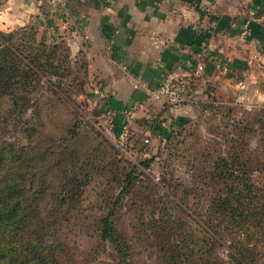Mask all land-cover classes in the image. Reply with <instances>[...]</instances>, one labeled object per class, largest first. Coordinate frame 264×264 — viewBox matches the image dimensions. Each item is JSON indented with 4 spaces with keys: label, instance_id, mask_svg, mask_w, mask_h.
<instances>
[{
    "label": "rangeland",
    "instance_id": "obj_1",
    "mask_svg": "<svg viewBox=\"0 0 264 264\" xmlns=\"http://www.w3.org/2000/svg\"><path fill=\"white\" fill-rule=\"evenodd\" d=\"M38 24L0 20L1 32L26 33L20 40L60 45L51 59L58 74L48 76L49 85L38 81L17 106L0 97V200L10 184L27 198L22 211L0 218V263L172 264L171 250L182 254L183 243L203 236L199 224L218 188L214 163H243L253 182L264 185V62L241 71V89L226 90L224 98L217 84L198 86L200 75L179 111L149 104L139 120L136 111L130 128L137 155L130 161L112 147L87 58L71 56L63 36ZM157 125L162 132L153 134ZM70 176L74 183L64 195ZM111 211L115 244L101 239L100 219ZM216 251L229 261L225 248Z\"/></svg>",
    "mask_w": 264,
    "mask_h": 264
},
{
    "label": "crops",
    "instance_id": "obj_2",
    "mask_svg": "<svg viewBox=\"0 0 264 264\" xmlns=\"http://www.w3.org/2000/svg\"><path fill=\"white\" fill-rule=\"evenodd\" d=\"M0 3L1 21L14 26L33 21L43 24L57 39L63 36L71 56L87 58V70L100 88L104 111L143 103L146 95L142 88L158 86L168 73L189 74L191 54L202 47L208 48L210 59L198 86L217 84V94L223 98L226 90L241 89V71L264 62V0ZM68 17L76 19L66 25ZM135 80L141 89H133ZM152 105L165 106L162 102ZM142 114L140 109L134 118L139 120Z\"/></svg>",
    "mask_w": 264,
    "mask_h": 264
},
{
    "label": "trees",
    "instance_id": "obj_3",
    "mask_svg": "<svg viewBox=\"0 0 264 264\" xmlns=\"http://www.w3.org/2000/svg\"><path fill=\"white\" fill-rule=\"evenodd\" d=\"M21 34L26 33L0 31V97L8 96L13 106L35 91L38 81L49 85L48 76H57L59 70L54 69L51 59L57 55L56 50L60 45L51 47L46 42L33 45L31 36L20 40ZM162 128L157 125L150 130L155 134L157 130L162 132ZM145 166L141 165L142 168ZM251 170L243 163L239 166L226 159L214 163L211 179L218 188L206 212L205 221L199 224L201 231L198 233L203 236L192 239L189 245L183 243L182 254L175 256L174 249L171 250L168 258L172 264H264V185L253 182ZM64 181L61 189L62 194L66 195L68 186L74 183V176ZM129 185L128 182L123 190ZM1 191L6 194L0 200V218L15 216L18 210L24 209L27 198L21 197L22 192L17 185H5ZM11 198L17 199L12 202ZM119 202L120 195L114 205ZM63 203L64 198L57 202V207ZM113 214L111 211L100 219L101 239L115 244L119 235L111 222ZM219 248L227 250L228 262L216 256ZM33 252L34 249L31 250ZM2 258H6V255ZM7 264L14 262L8 261Z\"/></svg>",
    "mask_w": 264,
    "mask_h": 264
},
{
    "label": "built area",
    "instance_id": "obj_4",
    "mask_svg": "<svg viewBox=\"0 0 264 264\" xmlns=\"http://www.w3.org/2000/svg\"><path fill=\"white\" fill-rule=\"evenodd\" d=\"M75 19L68 17L65 24L70 25ZM191 55L192 71L189 74L168 73L162 77L158 86L142 88L146 95L143 103L134 102L124 109L113 110L108 108L104 111L103 116L107 118L109 126L108 136L113 149L120 157L130 161L136 159L137 153L132 144L130 128L131 120L136 111L154 102H162L167 107L177 108L192 100L196 92V79L204 72L205 63L210 59V52L207 47H202ZM217 67H220V64ZM223 67L224 70H227L226 64H223ZM132 87L135 90L141 89L140 83L136 80Z\"/></svg>",
    "mask_w": 264,
    "mask_h": 264
}]
</instances>
